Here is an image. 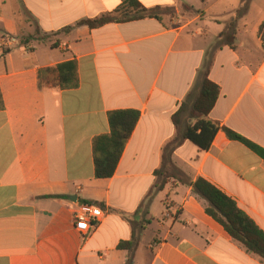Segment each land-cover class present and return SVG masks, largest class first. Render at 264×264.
<instances>
[{"label":"crops","instance_id":"1","mask_svg":"<svg viewBox=\"0 0 264 264\" xmlns=\"http://www.w3.org/2000/svg\"><path fill=\"white\" fill-rule=\"evenodd\" d=\"M138 1L170 11L90 29L75 24L121 1L0 0V264H264L191 185L206 180L264 232L263 156L219 130L207 150L178 146L155 187L172 115L206 53L219 87L208 118L264 150V0ZM232 21L235 47L216 48ZM67 61L76 73L61 87L56 71L40 73ZM124 109L139 118L113 175L97 178L95 142ZM88 204L103 217L79 232L73 215ZM133 235L132 249L119 247Z\"/></svg>","mask_w":264,"mask_h":264},{"label":"trees","instance_id":"2","mask_svg":"<svg viewBox=\"0 0 264 264\" xmlns=\"http://www.w3.org/2000/svg\"><path fill=\"white\" fill-rule=\"evenodd\" d=\"M121 4L112 12L103 13L94 18H85L76 22L75 26L86 25L90 29L98 28L107 23L127 22L143 18L161 19V14H167L169 8L154 6L144 7L138 0H120ZM235 22L228 24L226 30L218 35L222 45L235 47ZM73 29L72 26L65 27L51 34H43L37 40L44 42L53 39L62 33H67ZM258 35L263 41L264 47V22L258 27ZM57 39L51 43L54 47ZM215 48V49H216ZM213 61V53H206L203 62L196 73L195 81L187 93L179 109L172 115V122L175 127L174 136L166 142L161 149V167L156 171L161 178L160 183L155 184L156 188H162L166 182L167 175L164 167L171 162L173 151L185 140H189L202 150H207L211 145L215 134L221 130L229 139L237 140L248 148L264 157V150L245 139L243 136L220 125L217 121L208 118V114L214 106L219 95V87L208 78V72ZM56 71L57 85L62 86L70 77L76 73L74 61H67L58 64L54 69H41L40 73ZM39 75V87L42 86ZM3 107V99L0 92V108ZM139 112L134 109L114 110L108 114L110 131L106 135L99 137L95 142V176L97 178L111 177L115 171L119 157L123 151L125 143L130 137L137 120ZM195 193L204 198L207 202L205 212L215 221L223 226L225 231L237 242H239L247 252L260 258L264 263V232L242 211L235 202L222 193L219 189L202 178H197L192 183ZM137 243L136 237L130 241H123L119 244L121 248L132 249ZM131 258L127 264H131Z\"/></svg>","mask_w":264,"mask_h":264},{"label":"built area","instance_id":"3","mask_svg":"<svg viewBox=\"0 0 264 264\" xmlns=\"http://www.w3.org/2000/svg\"><path fill=\"white\" fill-rule=\"evenodd\" d=\"M103 217L102 209L95 204L84 205L73 215L74 227L79 232H86L97 226Z\"/></svg>","mask_w":264,"mask_h":264},{"label":"rangeland","instance_id":"4","mask_svg":"<svg viewBox=\"0 0 264 264\" xmlns=\"http://www.w3.org/2000/svg\"><path fill=\"white\" fill-rule=\"evenodd\" d=\"M166 19H168V20H171L173 17H174V15L172 14V16H164Z\"/></svg>","mask_w":264,"mask_h":264}]
</instances>
